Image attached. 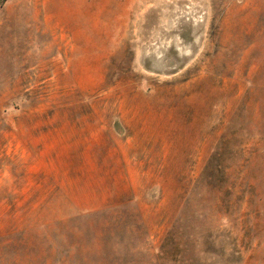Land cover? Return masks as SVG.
I'll return each mask as SVG.
<instances>
[{"label":"rangeland","instance_id":"rangeland-1","mask_svg":"<svg viewBox=\"0 0 264 264\" xmlns=\"http://www.w3.org/2000/svg\"><path fill=\"white\" fill-rule=\"evenodd\" d=\"M0 264H264V0H0Z\"/></svg>","mask_w":264,"mask_h":264}]
</instances>
